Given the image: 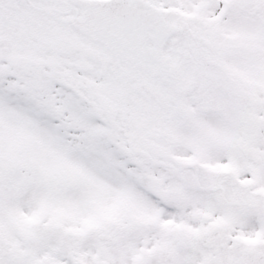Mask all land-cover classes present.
I'll return each mask as SVG.
<instances>
[{"label":"snow or ice","instance_id":"snow-or-ice-1","mask_svg":"<svg viewBox=\"0 0 264 264\" xmlns=\"http://www.w3.org/2000/svg\"><path fill=\"white\" fill-rule=\"evenodd\" d=\"M0 264H264V0H0Z\"/></svg>","mask_w":264,"mask_h":264}]
</instances>
